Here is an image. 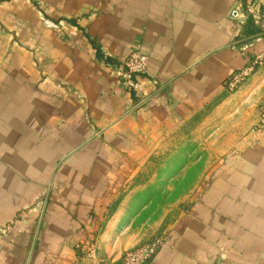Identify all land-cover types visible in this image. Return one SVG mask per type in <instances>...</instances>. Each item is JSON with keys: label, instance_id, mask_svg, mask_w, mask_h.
Instances as JSON below:
<instances>
[{"label": "crops", "instance_id": "crops-1", "mask_svg": "<svg viewBox=\"0 0 264 264\" xmlns=\"http://www.w3.org/2000/svg\"><path fill=\"white\" fill-rule=\"evenodd\" d=\"M251 5L264 14V0L0 1V264L119 262L160 237L146 264H264V68L225 87L264 49V18L231 17ZM136 48L141 107L118 76ZM174 135L215 160L151 238L135 228L141 176Z\"/></svg>", "mask_w": 264, "mask_h": 264}, {"label": "rangeland", "instance_id": "rangeland-1", "mask_svg": "<svg viewBox=\"0 0 264 264\" xmlns=\"http://www.w3.org/2000/svg\"><path fill=\"white\" fill-rule=\"evenodd\" d=\"M181 138L174 135L165 143L141 176L152 184L146 189V204L135 219V228L147 237L159 236L187 209L199 181L207 174L204 169L215 160L199 157L195 145L185 150L187 143Z\"/></svg>", "mask_w": 264, "mask_h": 264}, {"label": "built area", "instance_id": "built-area-1", "mask_svg": "<svg viewBox=\"0 0 264 264\" xmlns=\"http://www.w3.org/2000/svg\"><path fill=\"white\" fill-rule=\"evenodd\" d=\"M2 1V0H0ZM243 12L246 16H251L255 20L264 18V14L256 11L251 5L242 11L240 7L236 8L231 17L238 19ZM54 28L56 26L53 25ZM261 33L264 34V24H260ZM148 57L136 48L122 63L118 70L119 83L124 91L131 93L137 100L136 107H141L147 102V97L141 94V80L145 76L148 68ZM264 68V49L257 54L242 70L233 73L225 82V87L230 92L238 90L251 76ZM262 117L261 125L264 127V98L260 105ZM165 245L163 237L157 238L150 243L143 244L133 250L125 252L119 262H103L102 264H146L151 261Z\"/></svg>", "mask_w": 264, "mask_h": 264}]
</instances>
